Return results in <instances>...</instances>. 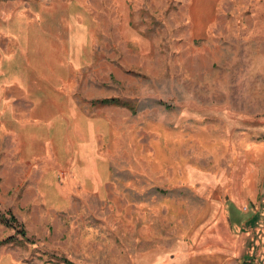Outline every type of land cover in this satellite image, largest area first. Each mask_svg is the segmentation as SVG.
I'll return each instance as SVG.
<instances>
[{
  "label": "rangeland",
  "instance_id": "374dc122",
  "mask_svg": "<svg viewBox=\"0 0 264 264\" xmlns=\"http://www.w3.org/2000/svg\"><path fill=\"white\" fill-rule=\"evenodd\" d=\"M20 1L68 5L74 121L0 109V211L28 237L0 222V264H264L237 144L264 140V0Z\"/></svg>",
  "mask_w": 264,
  "mask_h": 264
},
{
  "label": "crops",
  "instance_id": "0c3cea01",
  "mask_svg": "<svg viewBox=\"0 0 264 264\" xmlns=\"http://www.w3.org/2000/svg\"><path fill=\"white\" fill-rule=\"evenodd\" d=\"M66 6L0 0V74L7 79L0 85V109L9 112L19 128L43 122L66 132L67 124L74 121L73 102L64 89V69L74 62L73 24L67 23L63 13L50 12ZM27 14L30 24H25ZM249 141L246 136L237 142L240 154L247 156V164L240 167L247 170L240 183L243 201H255L264 194L259 187L264 184V140Z\"/></svg>",
  "mask_w": 264,
  "mask_h": 264
},
{
  "label": "trees",
  "instance_id": "16d2710c",
  "mask_svg": "<svg viewBox=\"0 0 264 264\" xmlns=\"http://www.w3.org/2000/svg\"><path fill=\"white\" fill-rule=\"evenodd\" d=\"M91 103L92 104L95 103L100 106L121 105V106L128 107L134 112L136 111V109L132 105H130V103L126 101H122L116 97H106L102 99H96V100L91 101ZM0 222L3 223L7 227H12L15 229V234L6 237L5 239L1 241V243H8V242H13L17 240L21 244L22 242L28 241V237L26 235V231L24 227L22 226L21 223L17 221V219L15 218V216L12 214L11 211L7 210L6 216L3 215V213H1L0 211ZM17 237L19 238L17 239ZM65 262H67L68 264H73L69 261H65Z\"/></svg>",
  "mask_w": 264,
  "mask_h": 264
}]
</instances>
